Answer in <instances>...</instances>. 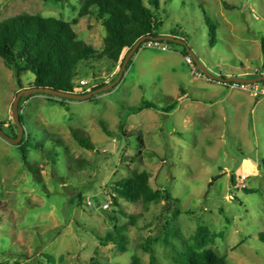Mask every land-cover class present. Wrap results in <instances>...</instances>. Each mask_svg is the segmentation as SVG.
Returning <instances> with one entry per match:
<instances>
[{
    "label": "rangeland",
    "instance_id": "1",
    "mask_svg": "<svg viewBox=\"0 0 264 264\" xmlns=\"http://www.w3.org/2000/svg\"><path fill=\"white\" fill-rule=\"evenodd\" d=\"M80 7L81 0H0V22L21 13L77 19L79 38L102 50L106 28L95 14L79 18ZM159 14L162 31L181 30L178 38L213 74L264 75V0H161ZM187 56L176 46L143 45L109 91L88 100L44 93L21 100L24 135L43 147L30 146V171L18 145L0 136V264H91L92 257L152 264L153 255L156 264H180L190 247L214 249L229 264H264V99L208 77ZM120 70L95 58L81 63L76 83L108 84ZM21 78L23 88L0 57L5 132L17 130L14 102L35 75ZM143 100L160 108L129 111ZM73 129L94 149L82 147ZM143 170L174 199L115 205L111 184ZM115 225L125 251L102 241Z\"/></svg>",
    "mask_w": 264,
    "mask_h": 264
},
{
    "label": "trees",
    "instance_id": "2",
    "mask_svg": "<svg viewBox=\"0 0 264 264\" xmlns=\"http://www.w3.org/2000/svg\"><path fill=\"white\" fill-rule=\"evenodd\" d=\"M160 7L161 0H81L79 18L95 14L106 28L107 34L104 37L102 50H98L92 44L79 38L78 33L73 28V23H78L76 22L77 19L75 22H70L63 18L44 16L39 13H21L0 22V57L9 68L14 70L21 88L24 87L22 85V74L32 71L35 75L33 87H50L64 92L87 93L89 92L88 86L76 83L81 72V63L95 58H106L113 62L114 68L118 65L122 67L127 54L142 37L149 36L150 39L143 42L140 47L146 42L163 35L184 36V33L177 29H173L171 34H165L162 31L164 21L159 14ZM185 41L188 40L185 38ZM163 42L182 49L184 55H190L186 45L173 41L163 40ZM262 47L264 51V38L262 39ZM258 75L263 74L259 73ZM261 83H264V81ZM228 84L233 85V82ZM104 85L106 83L95 85L90 90L92 91ZM184 94H188L187 91L184 90ZM27 99L23 97L22 101ZM62 99L65 100V98ZM177 105L178 101L171 104L167 109H175ZM150 108L159 109L160 107L154 102L143 100L138 106L131 108L129 111L131 113L141 112ZM21 120L25 125L22 115ZM1 125L3 127L5 124L1 123ZM120 125L124 129L123 122ZM102 126L108 135L112 134L105 123ZM16 127L17 130H14V127H9V131L6 133L17 137L19 128ZM25 135L23 141L18 145V149L26 167L33 171L29 161L30 146L34 145V148L41 149L43 143L37 142L34 144L31 141V134H27V137ZM73 135L82 147L94 149V145L89 138L82 136L75 129H73ZM262 163L264 164V159ZM233 183H236V179H233ZM111 187L112 202L118 206L121 199L129 203L140 202L145 205L162 200L171 202L174 199L170 190L156 189L151 185V173L147 170L135 172L118 180L115 184H111ZM246 190L249 192L254 191L253 189ZM80 197L82 200L81 195ZM130 217L133 220L135 219V215H130ZM112 220H116V217H112ZM115 229L118 230L116 233L110 231L105 238H102V241L113 242L120 250L125 251L126 236L123 233V228L120 225H115ZM203 230L204 226H201L197 236ZM148 251L153 253L151 246L148 247ZM48 258L54 259L50 254H48ZM151 261L152 264H156L154 255ZM91 264L114 263L104 262L98 257H92ZM180 264L229 263L225 256L219 255L214 249L201 248L197 250L190 247L188 252L181 253Z\"/></svg>",
    "mask_w": 264,
    "mask_h": 264
},
{
    "label": "water",
    "instance_id": "3",
    "mask_svg": "<svg viewBox=\"0 0 264 264\" xmlns=\"http://www.w3.org/2000/svg\"><path fill=\"white\" fill-rule=\"evenodd\" d=\"M147 39H150L149 36H145L142 37L136 44L135 46L130 50V52L127 54L123 65L121 67L119 76L116 80H114L111 83H108L102 87H99L97 89L94 90H90L87 93H77V92H64V91H60V90H56L50 87H31V88H24L22 89L18 95L17 98L14 102V106H13V113H14V121L15 124L18 126L19 128V133L17 137H13L10 136L9 134H7L4 130V128L1 126L0 124V136L7 140L8 142L15 144V145H19L24 138V133H25V127L22 123L21 120V112H20V102L22 100L23 97H28L34 94H38V93H44V94H48V95H52V96H58L61 98H67V99H76V100H88L93 98L94 96L101 94L107 90H110L112 88H114L119 82H121V80L123 79L127 69H128V64L132 58V56L135 54V52L139 49V47L141 46V44L143 42H145ZM158 39L160 40H164V41H173L176 43H180L183 45L187 46V49L190 53V55L193 57V59L195 60L197 66L199 67L200 70H202L208 77L212 78V79H216L218 81L221 82H225V83H229V82H237V83H259L264 81V75L258 76V77H242V76H220V75H215L213 74L208 67L200 60V58H198V56L195 54V52L189 47L188 43L178 37H175L173 35H163L161 37H159ZM169 204V202H167V205Z\"/></svg>",
    "mask_w": 264,
    "mask_h": 264
},
{
    "label": "built area",
    "instance_id": "4",
    "mask_svg": "<svg viewBox=\"0 0 264 264\" xmlns=\"http://www.w3.org/2000/svg\"><path fill=\"white\" fill-rule=\"evenodd\" d=\"M147 47L150 48H159L161 50H169L171 45L163 42V40L160 39H152L148 42H146L144 44ZM187 61L189 64H191L192 66H196L195 61L193 59V57L191 55L187 56ZM83 85H87L88 82L87 81H82ZM232 87H238L241 88L243 90L249 91L251 93V95L257 99H264V84L262 83H237V82H233V85H231ZM88 90H90V88H88ZM91 204V202H90Z\"/></svg>",
    "mask_w": 264,
    "mask_h": 264
},
{
    "label": "crops",
    "instance_id": "5",
    "mask_svg": "<svg viewBox=\"0 0 264 264\" xmlns=\"http://www.w3.org/2000/svg\"><path fill=\"white\" fill-rule=\"evenodd\" d=\"M234 76H235V75H234ZM236 76L246 77V75H243L242 73H238V75H236ZM248 77H250V76H248ZM227 88H229V87L227 86ZM189 97H190V94H188V95L185 96V97H182V99L189 98Z\"/></svg>",
    "mask_w": 264,
    "mask_h": 264
}]
</instances>
